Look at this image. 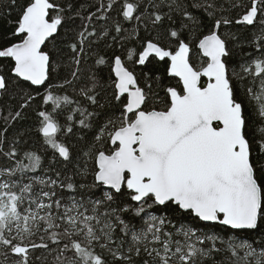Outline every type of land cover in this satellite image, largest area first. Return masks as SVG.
Returning a JSON list of instances; mask_svg holds the SVG:
<instances>
[{
  "label": "snow or ice",
  "instance_id": "snow-or-ice-1",
  "mask_svg": "<svg viewBox=\"0 0 264 264\" xmlns=\"http://www.w3.org/2000/svg\"><path fill=\"white\" fill-rule=\"evenodd\" d=\"M0 264H264V0H0Z\"/></svg>",
  "mask_w": 264,
  "mask_h": 264
},
{
  "label": "trees",
  "instance_id": "trees-1",
  "mask_svg": "<svg viewBox=\"0 0 264 264\" xmlns=\"http://www.w3.org/2000/svg\"><path fill=\"white\" fill-rule=\"evenodd\" d=\"M39 254V253H38Z\"/></svg>",
  "mask_w": 264,
  "mask_h": 264
}]
</instances>
